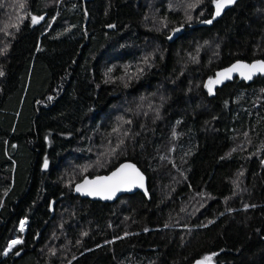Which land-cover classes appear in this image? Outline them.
I'll use <instances>...</instances> for the list:
<instances>
[{"label":"trees","instance_id":"1","mask_svg":"<svg viewBox=\"0 0 264 264\" xmlns=\"http://www.w3.org/2000/svg\"><path fill=\"white\" fill-rule=\"evenodd\" d=\"M215 13L0 0V264H264V76L206 90L216 69L264 59V0ZM123 161L148 199L73 194Z\"/></svg>","mask_w":264,"mask_h":264},{"label":"snow or ice","instance_id":"2","mask_svg":"<svg viewBox=\"0 0 264 264\" xmlns=\"http://www.w3.org/2000/svg\"><path fill=\"white\" fill-rule=\"evenodd\" d=\"M216 5V15H220L221 10L228 4L234 2V0H213ZM32 23L36 24L43 17L33 16ZM190 19V17H189ZM205 23H211V21H205ZM179 31V29H176ZM171 38V37H169ZM232 72H239L242 77L245 79H252V76L257 73H264V61H256L251 65L237 63L231 66V68L225 69L223 73H218L217 76H228ZM2 75V73H0ZM220 80H212L210 79L208 82L209 92H212V85L214 83H219ZM51 99V97H49ZM45 167H47V160H45ZM143 175L136 169L135 165L132 164H123L116 171L112 172L110 176L106 177H97L95 180L88 181L85 180L84 185H78L77 191H81L85 188L88 189V194L90 195H98L102 196L105 199H111L112 196L115 195L117 191H120L122 188H131L133 186L138 185L139 187H143ZM21 230H23V221L21 222ZM19 240H14L11 242L10 247L17 243H20ZM210 259L209 257H205V260ZM200 264V262H197Z\"/></svg>","mask_w":264,"mask_h":264},{"label":"water","instance_id":"3","mask_svg":"<svg viewBox=\"0 0 264 264\" xmlns=\"http://www.w3.org/2000/svg\"><path fill=\"white\" fill-rule=\"evenodd\" d=\"M256 61H264V59L259 58V59L253 60V61H246V60L238 59V60H235V61H233V62H231V63H229V64H227L225 66H222V67L216 69L214 71L213 76L211 77V79L214 80V81L219 79L220 82L219 83H214L212 85L211 94H213L217 88H221L223 85H225V84H227L229 82H233L235 79L243 81L246 84H250V83L254 82V80L256 78H258L260 76H264V73H260V72L255 73L252 76V79H250V80L245 79L244 77H242L239 72H232L230 75H228L226 77L225 76H221V77L217 76L218 73H223L225 69L231 68L232 65L237 64L238 62L239 63H243V64L251 65V64H253ZM208 82L206 84V90L209 92V89L207 87ZM123 164L135 165L136 169H138L139 172L143 175V178H144L143 179V187H139L138 185H136V186H133L131 188H122L120 191H117L115 193V195L112 196L111 199H105L102 196H98V195H90V194H88V189L87 188H85V189H83L81 191H77V186L78 185H84L85 180L92 181V180H95L97 177L110 176L112 172L116 171ZM136 192L142 193L144 196H146L147 199L149 198L147 177L144 174V172L132 161H123V162L119 163L115 168H113L112 170H110L108 173H105V174L95 175V176H92V177L86 176L82 180H80L79 182L75 183L74 186H73V194L75 196H78L80 198H87V199H90V200L101 201L103 203H111V202H114L115 200H117L122 195L133 194V193H136ZM25 230H26V227H25ZM25 230L23 232H25ZM197 262H200V264H214L211 261H206V260H203V259H196L192 264H197Z\"/></svg>","mask_w":264,"mask_h":264},{"label":"rangeland","instance_id":"4","mask_svg":"<svg viewBox=\"0 0 264 264\" xmlns=\"http://www.w3.org/2000/svg\"><path fill=\"white\" fill-rule=\"evenodd\" d=\"M22 221L25 222V224H26V226H27V221H26V219H21V220L19 221L18 224L20 225V223H21ZM17 226H18V225H17ZM18 227H19V226H18ZM18 230H19V229L16 228V231H18ZM19 231H20V230H19ZM19 231H18V232H19ZM20 232H21V231H20ZM22 233H23V232H21V234H22ZM18 238H19V237H17V236H13V238H12L13 240H11V242L14 241V240H19V241H20V239H18ZM17 244H18V243H17ZM17 244H15V245H17ZM15 245H13V247H14ZM8 246H9V245H8ZM7 251H9V248H7ZM9 252H10V251H9ZM9 252H8V253H9ZM8 253H7V254H8Z\"/></svg>","mask_w":264,"mask_h":264},{"label":"built area","instance_id":"5","mask_svg":"<svg viewBox=\"0 0 264 264\" xmlns=\"http://www.w3.org/2000/svg\"><path fill=\"white\" fill-rule=\"evenodd\" d=\"M23 233H24V232H23ZM9 243H10V242H9ZM9 243H8V244H9ZM7 248H8V246H7ZM7 248H6V250H5V254H7L9 251L12 250V248H10L9 251H7Z\"/></svg>","mask_w":264,"mask_h":264},{"label":"bare ground","instance_id":"6","mask_svg":"<svg viewBox=\"0 0 264 264\" xmlns=\"http://www.w3.org/2000/svg\"><path fill=\"white\" fill-rule=\"evenodd\" d=\"M10 244H11V241H10L9 246H8L9 249H10V248H13V245L10 247Z\"/></svg>","mask_w":264,"mask_h":264}]
</instances>
